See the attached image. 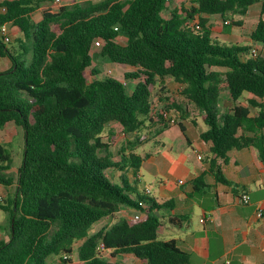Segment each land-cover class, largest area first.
Segmentation results:
<instances>
[{"label": "trees", "instance_id": "1", "mask_svg": "<svg viewBox=\"0 0 264 264\" xmlns=\"http://www.w3.org/2000/svg\"><path fill=\"white\" fill-rule=\"evenodd\" d=\"M171 1L70 0L58 9L46 6L48 0L0 1V27L20 30L13 38L17 47H8L0 34V58L11 64L0 71V129L13 124L24 131L15 192L0 199L10 224L9 239L0 240V264H49L53 256L73 264L64 256L73 255L78 241H83L80 264H123L107 262L98 249L101 243L111 258L189 264V254L174 240L159 239L157 212L167 204L139 192L136 180L131 186L123 179L121 186L106 174L129 167L138 177L145 156L135 148L150 140L143 133L148 125L164 122L152 114V97L169 78L208 127L200 138L209 144L206 159L218 182L233 186L218 165L233 150L254 148L264 163V55L254 57L252 44L223 43L213 36L209 21L210 16L247 15L260 3L249 36L264 47V0H196L184 16H165ZM195 20L198 27L191 24ZM241 25L225 24L226 31ZM96 42L102 61L129 70L124 79L135 82L131 91L116 79L91 80L99 74L92 58ZM224 90L229 99L221 104ZM183 113L189 116L186 109ZM112 123L126 135L120 161L110 151L116 139ZM107 130L109 144L103 142ZM11 164L10 153L0 145V185L13 183L5 176ZM193 184L199 192L207 188L202 176ZM121 208L140 216L121 217L90 233Z\"/></svg>", "mask_w": 264, "mask_h": 264}, {"label": "crops", "instance_id": "2", "mask_svg": "<svg viewBox=\"0 0 264 264\" xmlns=\"http://www.w3.org/2000/svg\"><path fill=\"white\" fill-rule=\"evenodd\" d=\"M9 31L13 38L20 36L16 27ZM177 86L180 91L181 86ZM225 97L229 99L227 92ZM180 123L185 129V133L181 132L186 146L179 148L177 135H172L178 125H153L155 132L149 142L153 138L161 150L157 155L145 153L138 177L134 178L140 182L144 169L157 187L155 192L144 187L142 193L150 190V197L167 204L157 212L162 222L159 239L174 240L179 249L189 254V264H264V163L258 152L254 148L233 150L226 162L220 159L218 165L233 186L222 184L210 173V160L206 159L209 144L200 138L207 125L201 118ZM200 176L207 188L199 192L193 181ZM243 194L251 197L249 203L241 202ZM259 210L262 217L257 216ZM119 214L129 218L136 213L121 208ZM120 256L113 258V262L142 264L132 255L120 262Z\"/></svg>", "mask_w": 264, "mask_h": 264}, {"label": "rangeland", "instance_id": "3", "mask_svg": "<svg viewBox=\"0 0 264 264\" xmlns=\"http://www.w3.org/2000/svg\"><path fill=\"white\" fill-rule=\"evenodd\" d=\"M76 1L81 3L84 2V0ZM195 1L196 0H172L168 3L167 11L164 13V15L170 16L172 12H177L181 16H184V11L189 10L191 6L194 5ZM67 4H70V0H61V2H57L56 0H48V2L45 3L46 6H51L54 9H58L60 6ZM259 11L260 3H257L253 5L250 8L248 14L244 16L228 15L226 18H222L220 16H210L209 21L212 25L213 36L218 37L225 44L238 43L241 46H249L252 44L253 48L255 46H258L260 50V55H264V47L259 44L256 45V43L253 44L249 36L251 31L255 28L257 24ZM226 21L228 22V24L241 22L242 25L233 26L232 29L228 32L226 31L225 27ZM195 22H197V20L193 21L191 24L194 25ZM12 36L13 35H11V41L8 43V47L10 48L17 47V45L13 43L14 40ZM96 51L97 47H94L92 50L93 67L98 70L99 74L96 77H92L91 80L104 77L116 79L119 82L125 83V86L127 87L128 91H131L135 86V82L124 79V72H129V70L123 68L120 65L102 61L101 58L96 55ZM10 66L11 64L7 59L0 58V71L7 70V68ZM110 69L113 70V73L111 75L108 74V70ZM160 86L154 92L152 97L153 108L161 109V107H163L165 103H169L170 106H173V108L169 110V118L167 120H164L165 123L163 122L162 125L165 124L166 126H177V123L180 121H190L191 119L200 120V115L198 111L194 108L192 104L186 102L181 97V95L179 94L178 86L172 79H168L164 89L160 88ZM225 94L226 91L224 90L220 101L221 104H223V102L226 100ZM174 104L178 105L182 109V111L178 110V108L175 107ZM185 109L188 111L189 116H185V114L183 113ZM183 117L185 119H183ZM201 125L204 126V123H201ZM154 127L155 126L148 125L147 128L143 130V133L148 134L149 138H151L153 136V132H155L153 130ZM110 128L114 131L116 135L115 142L111 144L110 151L113 154L114 160L120 161L122 160L121 154H125L123 153L122 149L126 146V135L124 134L123 129L120 127V125L116 123H112L110 125ZM151 128L152 131H150ZM172 135H177L176 143L178 148L182 144L186 146V138L178 127H175L174 131L172 132ZM128 139L129 141H133L134 137L131 136ZM103 142L107 144H109L110 142L108 130L105 131L103 135ZM0 145H3L8 150L12 160L11 168L5 171V176L13 180V183L10 185H0V199L7 200L8 198L12 197L15 192L18 170L22 164L24 149L23 129L21 127H16L13 124L7 125L3 129H0ZM160 150V145L156 143L155 140H153L152 138V140L150 142L148 141L145 145L136 146L135 153H140L142 156H145V153H152L153 155H157ZM141 173L144 174V177H141V181L137 182V188L139 192H142L144 187H148L153 192H155L157 187L156 182L147 177L144 169H141ZM106 174L113 181L118 182V184H120L121 186L124 185L122 182L123 179L129 182L131 186H135L134 175L129 167L125 168L124 170H120L118 168H111L106 170ZM121 215L122 214L118 213L114 217H109L96 223L90 230V233L93 234L104 227H111L122 217ZM9 237V215L3 211H0V240L7 241ZM82 243L83 241H78L75 244L74 253L69 257L72 260L73 264H80L78 259V251ZM100 254L102 257L104 256L108 260V262L113 263V258L110 257L109 251H100ZM128 257L129 256L127 255H121L119 260L120 262L125 261ZM61 263L62 259L60 257L53 256L49 259V264Z\"/></svg>", "mask_w": 264, "mask_h": 264}, {"label": "built area", "instance_id": "4", "mask_svg": "<svg viewBox=\"0 0 264 264\" xmlns=\"http://www.w3.org/2000/svg\"><path fill=\"white\" fill-rule=\"evenodd\" d=\"M56 1H57V2H61V0H56ZM1 11H2V12H5L6 9L3 7V8H1ZM195 24H196V27H198V25H197L196 22H195ZM225 24H228V22L226 21ZM0 34H1V36H3V39H4V42H5V43H9V42L11 41L10 31H9V28H8L6 25L0 27ZM99 46H100V42H96V43H95V47H99ZM251 54H252L254 57H257V56L260 55V50H259L258 46H255L254 48H252V50H251ZM112 73H113V70H112V69L108 70V74H109V75H111ZM168 105H170V104H169V103H165V104L163 105V107H161V109L154 108V109L152 110V114L155 115V116H158V115H159V116H162L164 120H167V119L169 118L170 112L167 111V110H165V107L168 106ZM198 157H199V159L201 158L200 155H199ZM182 183H183V181H180V184H182ZM146 193H147L149 196L151 195V191H150V190H146ZM240 200H241V202H242L243 204H247V203H249V202L251 201V197H250L248 194H243V195L241 196V199H240ZM139 216H140L139 213H136V214H135V218H136V219H138ZM257 216H258V217H262V216H263V212H262V210H259V211H258ZM202 222H203V220H202ZM98 249H99V252H100V251H109V252H110V250H108V249L105 248V245H104L103 243H101V244L99 245V248H98ZM69 257H70L69 255H65V256H64V259H67V258H69Z\"/></svg>", "mask_w": 264, "mask_h": 264}]
</instances>
